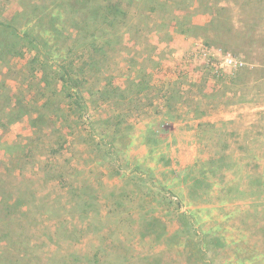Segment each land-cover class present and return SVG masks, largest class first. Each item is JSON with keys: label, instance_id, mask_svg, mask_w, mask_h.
<instances>
[{"label": "rangeland", "instance_id": "rangeland-1", "mask_svg": "<svg viewBox=\"0 0 264 264\" xmlns=\"http://www.w3.org/2000/svg\"><path fill=\"white\" fill-rule=\"evenodd\" d=\"M0 264H264V0H0Z\"/></svg>", "mask_w": 264, "mask_h": 264}, {"label": "trees", "instance_id": "trees-1", "mask_svg": "<svg viewBox=\"0 0 264 264\" xmlns=\"http://www.w3.org/2000/svg\"><path fill=\"white\" fill-rule=\"evenodd\" d=\"M115 11H120L118 6L115 5ZM62 72V73H61ZM58 73V74H57ZM57 73L55 74V77L54 79L58 78L59 80L62 81V90H54L53 93L55 94H59V93H63L65 94L66 92L70 93L69 94V97H71L72 99L74 98V94L71 93L70 91H72V89H77V86H75L74 84H72L71 82V76L69 75V72L67 71H61V70H57ZM44 78H47V74L44 76ZM147 85V84H146ZM145 89V85L143 82H140V87H139V93H141L143 90ZM77 93V92H76ZM51 101L48 99L47 102H46V105L49 104ZM73 102L75 103H79L78 100H73ZM25 114H28V111L25 110V112L23 114H21L22 116L25 115ZM17 116V118L19 119L20 116ZM36 119V118H35ZM17 120V119H16ZM32 124H34L35 126L37 125V122L36 120H32Z\"/></svg>", "mask_w": 264, "mask_h": 264}, {"label": "built area", "instance_id": "built-area-1", "mask_svg": "<svg viewBox=\"0 0 264 264\" xmlns=\"http://www.w3.org/2000/svg\"><path fill=\"white\" fill-rule=\"evenodd\" d=\"M217 56L219 62L215 67L219 75H226L228 72H234L244 65V61L229 52L219 51L217 52Z\"/></svg>", "mask_w": 264, "mask_h": 264}, {"label": "crops", "instance_id": "crops-1", "mask_svg": "<svg viewBox=\"0 0 264 264\" xmlns=\"http://www.w3.org/2000/svg\"><path fill=\"white\" fill-rule=\"evenodd\" d=\"M240 111H242V110H240ZM235 112V111H234ZM237 112H239V111H237Z\"/></svg>", "mask_w": 264, "mask_h": 264}]
</instances>
